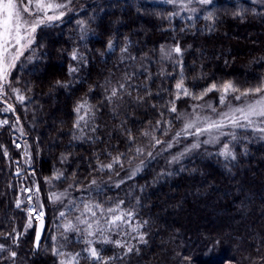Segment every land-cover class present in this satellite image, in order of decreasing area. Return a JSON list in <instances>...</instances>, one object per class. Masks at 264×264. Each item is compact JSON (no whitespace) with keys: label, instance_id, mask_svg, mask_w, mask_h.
<instances>
[{"label":"trees","instance_id":"obj_1","mask_svg":"<svg viewBox=\"0 0 264 264\" xmlns=\"http://www.w3.org/2000/svg\"><path fill=\"white\" fill-rule=\"evenodd\" d=\"M55 1L73 9L39 28L12 72L23 101L0 104V264H65L70 255L76 264H264V139L237 131L227 141L235 159L206 149L172 163L179 148H168L182 141L180 113L218 105L223 84L240 90L232 100L264 85V7L216 0L200 17L179 18L147 0ZM181 80L190 95L176 88ZM213 84L220 90L208 92ZM94 184L104 187L81 200L133 225L119 244L94 243L99 260L85 230L57 220L69 198L51 201ZM26 186L45 213L38 252L34 229L20 237Z\"/></svg>","mask_w":264,"mask_h":264},{"label":"rangeland","instance_id":"obj_2","mask_svg":"<svg viewBox=\"0 0 264 264\" xmlns=\"http://www.w3.org/2000/svg\"><path fill=\"white\" fill-rule=\"evenodd\" d=\"M155 4H162V5H168L173 8L175 16L179 18H194V17H200L202 13L213 3H215L216 0H212V3L210 4H200L198 0H147ZM237 1V0H235ZM248 1L249 3L264 7V0H244ZM18 4L21 3L20 0H16ZM48 2L56 3V4H63L59 3L55 0H48ZM24 4H27V0H23ZM66 7L55 9L53 11H49L48 15H56L59 16L61 12H63V16H60L59 19L53 20L49 23H46L42 26L51 25L55 22L60 21L64 18V16L67 14V12L72 10V6L69 5V2L66 4ZM31 8L32 6L29 5ZM24 15L27 17V13H24ZM37 28L36 32L34 33V42L26 49H22L23 54L19 56V59L15 62V66L11 69L10 74L8 76L7 82L4 84L3 91L0 92V104L3 106V109H9V106L13 108L15 103L20 102L19 99L20 94L17 92V90L13 89V87L10 84V76L12 72L14 71L16 65L21 60V58L24 56V54L30 50L35 43L36 35L39 30ZM17 47L10 48L8 53L9 57L11 55H15L17 51ZM15 90V91H14ZM180 93L183 91L178 90ZM222 95V93H221ZM221 95L219 97L218 105H215L211 100H204L199 103H196L195 105H192L188 110H184L180 113L179 121L181 124V133L179 135L180 142H176L168 146V148H174L175 146L179 148L177 152L172 156L171 162L172 163H179L182 160L186 158L192 157L194 154L209 149L214 150L217 153H221L224 150V146L227 144V141L233 137V135L242 129H250L252 130L257 136H259L261 139H264V133H261L256 130L258 127H264V122L261 121L260 118H253L254 124L250 127L245 128H239V127H232L228 119L224 118V114L228 113L231 115V109L236 107H243L246 104L254 101L256 98L247 99L243 98L240 100H232L228 98V94L225 98L224 103H221ZM264 95V93L262 94ZM8 111V110H7ZM223 122V127L220 129H211L210 131L203 132L200 135H195L196 128H206L209 123L212 122ZM189 122H196V128L188 129L186 132L184 131L185 125ZM242 123H244L242 121ZM15 129V127H14ZM16 130V129H15ZM18 134L21 132L19 130H16ZM177 138L174 140L176 141ZM205 141H209L208 143H205ZM193 144H198L199 147L193 148ZM16 146L19 147L20 143L17 142ZM140 171V168H134L130 171L129 175H135ZM22 172V171H20ZM103 185L96 186L95 184L90 186L88 189H80L76 190L73 193H69V191H63V192H57L54 191L52 193L51 201H55L57 205L59 202L64 198H69L68 201L65 203H61L58 205V211H57V220L58 222H61V227L66 230H72L77 233H80L85 230L86 238H90L89 240L92 241L91 245L89 247H94V243L99 242L104 244V240L110 241L112 238L116 240V242H121L122 239H124L125 236L123 234L126 233V229L131 230L133 228V225L130 222L129 217H125L124 214H121L120 212H115L114 214H109L108 217L103 216L99 213L100 209L98 208L97 204L94 203L92 200L83 201L81 199H85L81 196L86 195L89 196L90 192L88 190H92L91 188L101 190L103 189ZM53 194L56 196H60V199L54 200ZM63 194V195H61ZM78 195V196H77ZM21 203L26 204V211L28 220L26 222V225L24 227V230L22 231L21 236H24L25 238L30 234V232L34 229L36 222L42 217L41 213L43 212V207L40 202V197L38 195V191L36 186H26L21 194ZM72 202H79L81 206H78V208L75 210L74 215L70 213V217L67 216V212L70 211V207L72 205ZM61 213H64L63 216H61ZM94 213V215H93ZM115 216H122L123 219L120 221H117L114 225L109 223ZM81 221H87L92 225L91 229H88L87 224L81 223ZM65 222V223H64ZM71 224L72 227L66 228V225ZM85 227V228H84ZM66 229V230H65ZM99 229V231L97 230ZM88 231H92L94 235L89 236ZM87 240V241H89ZM56 249V248H55ZM74 255L68 256V260L65 262V264H76V258Z\"/></svg>","mask_w":264,"mask_h":264},{"label":"snow or ice","instance_id":"obj_3","mask_svg":"<svg viewBox=\"0 0 264 264\" xmlns=\"http://www.w3.org/2000/svg\"><path fill=\"white\" fill-rule=\"evenodd\" d=\"M200 4H210L212 0H198ZM29 5L32 7L30 8ZM66 5L63 4H56L48 2V0H27V4L21 3L18 4L16 0H0V92L3 91L4 84L8 80V76L10 74L11 69L15 66V62L19 59V56L23 54L22 49L28 48L34 42V33L36 32L37 28L41 25L49 23L53 20L59 19L60 16H63V12L60 13L59 16L56 15H48L49 11H53L55 9L64 8ZM27 13V17L24 15ZM209 19L211 17H208ZM17 51L15 55H11L10 57L6 55L10 48L17 47ZM111 47V44H109ZM174 52L179 54L181 49L176 47L173 49ZM75 59V55L73 56ZM176 88L178 90L183 91L185 95H190L188 90L183 86V80L177 83ZM213 90H220L217 88V85L213 84L210 88L207 89L208 92ZM15 91V90H14ZM240 90L237 89L231 82L225 83L222 86V95H221V103H224L225 98L229 92H239ZM264 93V85L256 87L254 89H247L243 92H240V95L235 96L236 100H240L242 96L246 97L249 95H256L258 99L246 104L243 107H236L231 109V115L228 113L224 114V118L228 119L232 127H239L245 128L250 127L254 124L253 118H260L262 122H264V95H260ZM207 94V93H204ZM115 95V92H113ZM198 98H202L198 97ZM21 101H23L24 97H19ZM83 105H79L75 110L77 112ZM11 107L9 106V109ZM173 112L176 111L175 107L171 109ZM80 119H83L81 117ZM242 121L244 123H242ZM0 123H7V121H3ZM223 122H212L209 123L206 128H196V122H189L185 125L184 131L186 132L188 129L196 128L195 135H200L203 132L210 131L211 129H220L223 127ZM257 131L264 133V127L256 128ZM180 135V133H177ZM235 139V136H233ZM209 141H205L208 143ZM159 143V141H157ZM193 148L199 147L198 144H193ZM139 151V150H138ZM220 155L227 157H231L235 159V155L229 150L228 145L224 146V150L220 153ZM111 167V165H108ZM63 195V194H61ZM53 199L58 200L60 196H56L53 194ZM17 207H19V202L17 203ZM111 211V210H110ZM42 215V213H41ZM64 213H61L63 216ZM94 215V213H93ZM130 215V213L128 214ZM122 216H115L109 223L115 224L117 221L122 220ZM81 223L87 224L88 229L92 228V225L87 221H81ZM72 225H66V228H71ZM99 231V229H97ZM88 235L92 236L94 233L92 231H88ZM39 239V232L37 233V240ZM141 241H143V236L140 237ZM104 243H109L110 241L104 240ZM89 245H91L92 241H87ZM119 244V242H117ZM89 252L90 257L99 260V254L94 247H89L87 249ZM128 251L131 252L132 248L129 247ZM55 254V253H54ZM13 256L15 253L12 254ZM78 255V254H77ZM75 259V258H73ZM63 264V262H62Z\"/></svg>","mask_w":264,"mask_h":264},{"label":"water","instance_id":"obj_4","mask_svg":"<svg viewBox=\"0 0 264 264\" xmlns=\"http://www.w3.org/2000/svg\"><path fill=\"white\" fill-rule=\"evenodd\" d=\"M45 229H46V219H45V213L43 211L42 217L36 222V225H35V233H34V239H33V249L35 252H38L39 250V246L42 242ZM38 232H39V239L37 240Z\"/></svg>","mask_w":264,"mask_h":264}]
</instances>
